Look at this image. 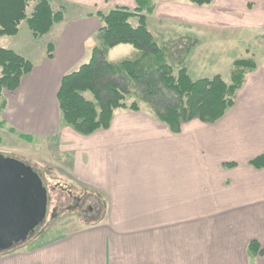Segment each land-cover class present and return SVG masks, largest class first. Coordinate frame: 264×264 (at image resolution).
I'll use <instances>...</instances> for the list:
<instances>
[{"label":"crops","instance_id":"crops-1","mask_svg":"<svg viewBox=\"0 0 264 264\" xmlns=\"http://www.w3.org/2000/svg\"><path fill=\"white\" fill-rule=\"evenodd\" d=\"M48 1L53 11L62 12V20L47 34L26 38L31 57L21 55L33 67L5 107L13 113L7 121L30 133H44L39 128L54 133L58 127L61 77L87 62L100 43L95 13L136 8L135 0ZM152 1L154 10L142 13L156 42L167 30L202 37L206 25L245 24L252 33L263 30L259 35L264 36V0H252L251 9L247 0H214L205 6L188 0ZM130 22L138 24L136 17ZM44 37L38 47L35 41ZM49 43L52 57L47 56ZM204 44L186 45L176 70L185 68L192 78L201 67ZM245 54L256 60V69L246 74L234 105L216 122L193 119L172 133L147 108L117 109L108 129L72 145L74 161L69 165L81 178L76 181L91 190L85 194L102 195L98 202L114 212L113 223L101 218L67 229L70 237L56 241L63 240L58 246L73 238V261L65 255L54 264H264V168L249 163L264 153V57ZM79 149V157L87 158L80 173L75 162ZM230 162L236 165H224ZM252 240L261 252L248 248ZM5 254L0 264H35L25 260L40 253Z\"/></svg>","mask_w":264,"mask_h":264},{"label":"trees","instance_id":"trees-1","mask_svg":"<svg viewBox=\"0 0 264 264\" xmlns=\"http://www.w3.org/2000/svg\"><path fill=\"white\" fill-rule=\"evenodd\" d=\"M213 1L188 0L197 6L210 5ZM31 2L35 4L27 13ZM135 2L134 9L117 6L107 12L95 13L100 21V43L91 50L87 62L61 77L56 93L63 124L83 136L108 129L115 110H139L136 101L126 102L127 96L138 95L143 96L150 112L172 133H179L181 125L193 119L208 124L219 120L234 105L236 92L246 74L256 69L254 58L236 59L230 70L229 83L219 74L193 80L185 68L174 72V68L165 62L142 13L154 10L153 1ZM247 7H253L252 0H247ZM134 17L137 18V25L130 22ZM61 20L62 12L53 11L48 0H0V36L16 35L19 25L25 21L32 36L41 37ZM119 44L132 45L140 51L139 57L111 62L104 53ZM52 53L53 46L49 43L47 56L52 57ZM150 58L155 66L144 69V63ZM32 67V62L21 54L0 46V110L6 107L5 90L15 91ZM122 74L126 76L128 85L121 83L124 79ZM5 124L4 120H0V126ZM9 130L16 131L14 128ZM18 136L25 141H33L29 134L19 133ZM249 163L255 168H264V153ZM224 165L234 167L236 163ZM248 248L252 252H261L255 240L249 242Z\"/></svg>","mask_w":264,"mask_h":264},{"label":"rangeland","instance_id":"rangeland-1","mask_svg":"<svg viewBox=\"0 0 264 264\" xmlns=\"http://www.w3.org/2000/svg\"><path fill=\"white\" fill-rule=\"evenodd\" d=\"M66 3H69V1ZM66 3L62 4L66 6ZM31 8L30 4L27 13L31 12ZM247 27L245 24L220 28L206 25L202 37L189 32L174 34L173 30H167L165 34L157 37V42L165 62L174 68V72L177 71L176 68L179 66V62L184 59L186 45L199 41L203 44L206 43L203 45L202 58L198 63V66L201 65V67L197 69L195 74L191 75L192 79L210 78L215 74H219L224 81H229L230 69L236 59L249 57L245 53L254 54L258 59L264 57L261 54L264 36L259 35L263 30H255L252 33V30L246 29ZM30 32L27 23L22 21L19 25L18 35L0 36V46L30 56L27 51L28 43H26L27 37L29 40L33 39ZM45 39L46 37L37 39L35 43L40 47ZM139 55L140 51L129 44L118 45L113 50L104 53V56L113 63H118L126 58H138ZM154 66L155 64L150 58L144 63L143 68ZM122 75L124 79L121 80V83L128 85L126 76ZM14 94L15 92L5 90L3 97L7 102H13L12 97ZM86 95L90 97V95ZM132 101H136L140 107L148 109L142 95L126 97V102ZM12 115L13 113L7 108L0 110V120L6 122L5 125L0 126V154L19 158L39 173L40 178L42 177L43 186L47 191V212L44 221L34 229L25 241L15 244L8 250H0V256L5 253H7L5 255H11V253L39 252L40 254L25 261L35 264H54L55 261L65 255H67L68 260L73 261V251L69 249V244L73 241V238L67 239L65 244L57 246L59 242L63 241H56L58 237H65L68 234L67 237H70L69 231L83 227L88 222L93 224L106 219L107 221L111 220L113 223L114 212L112 213L110 209L109 212H106L108 207L103 202L102 204L98 202L99 199L103 200L102 195L97 192L94 196L85 194L91 190L86 191L82 188V185L76 181V179L81 180V178L77 176L74 167L72 168L69 165L70 161H74V157L69 154L72 145H82L80 141L90 140L93 133L91 135H79L69 126L63 124L60 112L57 117L58 127H53L54 133L46 132L42 128L38 130L44 133H30L7 121L6 118H10ZM22 126L26 128L23 124ZM9 128H14L16 131H11ZM57 128L58 130H56ZM103 130L99 129L98 131ZM19 133H30L33 141L28 142L21 139L18 136ZM78 152V154H75L77 157L75 162H79L78 172L80 173L87 158L84 154L79 157L81 150L79 149ZM105 213L107 214L105 215ZM54 226L59 228L53 229ZM45 242L48 245H44Z\"/></svg>","mask_w":264,"mask_h":264},{"label":"water","instance_id":"water-1","mask_svg":"<svg viewBox=\"0 0 264 264\" xmlns=\"http://www.w3.org/2000/svg\"><path fill=\"white\" fill-rule=\"evenodd\" d=\"M47 191L31 166L0 154V250L25 241L47 212Z\"/></svg>","mask_w":264,"mask_h":264},{"label":"flooded vegetation","instance_id":"flooded-vegetation-1","mask_svg":"<svg viewBox=\"0 0 264 264\" xmlns=\"http://www.w3.org/2000/svg\"><path fill=\"white\" fill-rule=\"evenodd\" d=\"M7 157V156H6ZM15 158V157H14ZM17 160H19V161H21L19 158H16ZM22 162V161H21ZM24 164H26L25 162H24ZM38 175H39V173H38ZM41 179H42V177H41ZM43 182V181H42ZM90 209V208H89Z\"/></svg>","mask_w":264,"mask_h":264}]
</instances>
